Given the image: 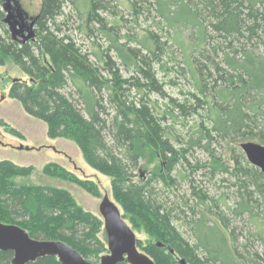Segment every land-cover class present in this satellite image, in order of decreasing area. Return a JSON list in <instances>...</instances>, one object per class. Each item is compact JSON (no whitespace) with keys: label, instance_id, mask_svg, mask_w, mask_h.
Returning a JSON list of instances; mask_svg holds the SVG:
<instances>
[{"label":"trees","instance_id":"obj_1","mask_svg":"<svg viewBox=\"0 0 264 264\" xmlns=\"http://www.w3.org/2000/svg\"><path fill=\"white\" fill-rule=\"evenodd\" d=\"M66 2L41 0L35 36L23 44L12 41L0 22V66L10 62L30 81L14 80L8 98L43 122L49 139L71 141L88 167L110 179L111 201L131 230L143 228L149 241L142 245L136 240V247L154 264H264L257 253L242 254L245 246L238 245L233 227L236 220L253 224L252 237L264 252V174L240 149L244 142L264 145V0H140L142 12H154L158 33L122 35L116 30L120 23L113 29L100 24V36L94 38L104 40L105 47L92 42L97 52L62 34L67 20L59 18ZM105 8L89 0L87 15L97 19L94 11ZM131 9L137 14V7ZM118 66L133 77L122 78ZM171 73L189 84L182 102L170 99L159 114L147 100H129V87L164 97L156 76L168 77L167 85L176 86ZM192 113L200 122L185 143L162 126L167 117L174 121L176 115ZM171 138L181 148H174ZM213 145L223 150L221 156L212 154ZM193 148L210 158L195 168L208 170L210 180L222 176L219 182L228 193L212 195L196 185V172L184 168ZM146 158L154 166L137 180ZM32 173V167L0 162V223L16 225L35 240L60 241L86 261L97 262L107 253L100 216L84 211L66 190L15 182ZM42 174L100 197L96 184L57 164H46ZM180 182L186 183L189 199L180 198L182 208L170 207L159 186L170 193ZM174 222L186 229L189 240ZM12 256L0 251V264H11ZM31 264L60 263L45 257Z\"/></svg>","mask_w":264,"mask_h":264},{"label":"rangeland","instance_id":"obj_2","mask_svg":"<svg viewBox=\"0 0 264 264\" xmlns=\"http://www.w3.org/2000/svg\"><path fill=\"white\" fill-rule=\"evenodd\" d=\"M15 1L20 10L27 16L26 21L38 16L41 9V0ZM71 1L75 3L73 4L67 0L64 6V16L59 18V21L67 20V26L64 28L62 34H67L72 37L77 45H83L87 51L97 52L98 49H103L105 47L104 40H97L94 38L95 35L100 36L97 32L100 24H105L106 29H113L112 27L118 22L120 23V27H116V30L122 35L127 32L130 35H137L140 30H149L158 33V20L155 18L154 12H142L143 9L140 0H98L106 8L104 10H97V12L94 11V14L97 15V19L94 18V15H91V17L87 15L89 12V0L83 7H81V5L85 3L86 0ZM131 5L137 7V14L132 11ZM0 13L2 14L1 18H3L5 13L2 11L1 7ZM0 22H2V19ZM4 28L7 30L6 25H4ZM66 28L69 30L67 31ZM92 42L98 44L99 48L97 49V46L92 47ZM153 67L154 70L155 66ZM118 70L122 78H129L133 75L132 71H125L121 66H118ZM136 77L139 78V85H142L143 79L138 76ZM156 77L158 84L163 90L164 97H161L153 91L148 93L144 90L145 88L141 87H129L126 89L128 91V93L126 91V94H128L129 100L135 101V103L140 100L149 101V104L155 107L156 113L160 114L166 109V105L169 103L170 99L182 102V99H184L183 93L189 88V84L186 80L178 78L174 73L170 74V77H172L176 83V86L172 87L167 85L168 77H162L161 74H157ZM14 80L26 84L30 83L28 76L12 63L6 62L4 66H0V121L9 129L12 128L22 135V139L12 136L8 133V129L0 125V162L7 161L19 167H32L33 173L31 176L27 178H15V182L27 186H50L66 190L71 194L76 204L84 211L99 217L98 205L101 200L105 197L108 198L109 201L112 200L110 179L88 167L83 161L79 150L71 141L66 139H49L46 135L45 124L26 115L16 101L8 98L9 88ZM63 92L68 93V91ZM176 116L179 118L174 121H171L168 117L161 121L163 123L162 126L170 128V132L174 138L179 137L181 142L185 143L196 131L200 122V117L193 113L186 116ZM159 117H161V115ZM169 140L174 148H181V142H176L173 138ZM210 149L212 150V154L217 157L221 156V153H223V150H220L218 145H213ZM186 159L189 166L184 164V168L187 172H190L191 168L196 172L194 174V179L197 186L200 187L201 185L203 190H207L212 195H219L220 191H226L228 193V190L224 189L226 184H221L219 182L222 176L217 175L215 179L210 180L208 170L195 168L196 164L201 167L209 162L210 158L205 152L193 148V150L187 153ZM150 161L146 158V160L141 163L136 172L137 180L139 177L145 179L148 172L151 171L154 164H151ZM50 163L61 166L81 180L92 181L98 187L100 197L93 198L88 193L72 184L44 176L42 170L46 164ZM159 189L164 191L169 203L168 206L170 207H176L178 205L179 208H182L180 198L184 197V199H189L188 187L184 182L178 183L176 188L170 193H168L163 186H159ZM231 203L232 200H229V204ZM125 220L129 223L128 218H125ZM174 224L182 235L189 240L190 238L186 229L181 226L179 222H174ZM129 225L133 226L130 223ZM233 227L236 228V234L239 235L238 245L245 246V248H240L242 254L252 257L254 253H257L260 259L259 263L262 262V260L264 262L263 247H261L260 242L257 241L255 237H252L255 226L248 223L246 219H243L240 221L236 220ZM135 228L132 229L135 239L141 241L142 245H144L149 241V238L145 235L143 228ZM99 238L102 241L105 240L102 231L99 233ZM88 262L97 263L92 260Z\"/></svg>","mask_w":264,"mask_h":264},{"label":"water","instance_id":"obj_3","mask_svg":"<svg viewBox=\"0 0 264 264\" xmlns=\"http://www.w3.org/2000/svg\"><path fill=\"white\" fill-rule=\"evenodd\" d=\"M5 13L2 23L6 25L12 41L22 44L34 38V24L37 19L25 23L26 16L11 0H1ZM247 162L264 174V145L244 142L240 145ZM98 214L106 236L107 254L100 257L97 263L86 261L79 253L60 241L35 240L16 225L0 223V251L12 252L11 264H31L38 259L55 257L60 264H154L136 247L132 230L121 218L117 206L103 198L98 205ZM183 264V261H180Z\"/></svg>","mask_w":264,"mask_h":264},{"label":"flooded vegetation","instance_id":"obj_4","mask_svg":"<svg viewBox=\"0 0 264 264\" xmlns=\"http://www.w3.org/2000/svg\"><path fill=\"white\" fill-rule=\"evenodd\" d=\"M14 3H16V1L14 0H11V4L13 5V7L15 6ZM23 13V12H22ZM24 16H26L24 13H23ZM26 19H27V16H26ZM25 19V23L28 24L32 19H30L29 21H26Z\"/></svg>","mask_w":264,"mask_h":264},{"label":"bare ground","instance_id":"obj_5","mask_svg":"<svg viewBox=\"0 0 264 264\" xmlns=\"http://www.w3.org/2000/svg\"><path fill=\"white\" fill-rule=\"evenodd\" d=\"M125 263V262H124Z\"/></svg>","mask_w":264,"mask_h":264}]
</instances>
